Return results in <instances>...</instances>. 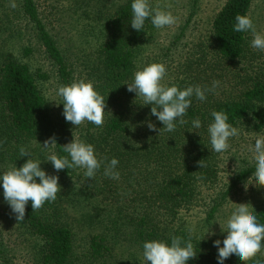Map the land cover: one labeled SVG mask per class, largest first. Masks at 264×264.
Instances as JSON below:
<instances>
[{"label":"trees","instance_id":"trees-1","mask_svg":"<svg viewBox=\"0 0 264 264\" xmlns=\"http://www.w3.org/2000/svg\"><path fill=\"white\" fill-rule=\"evenodd\" d=\"M18 1L16 8L24 31L32 41L25 47L23 57H32L39 51L54 69L59 86L70 84L75 80L74 71L58 35L48 24L55 7L51 6L49 12L42 9L40 0ZM114 1L117 5L112 12L104 13L97 8L94 23L89 25L98 37L97 87L105 99L106 113L104 125L93 132L88 130L84 140L95 145L98 157L105 162L118 158L120 179L105 177L103 167L95 179L84 177L81 170L56 171L62 179L57 199L36 211L29 201L25 220L21 222L11 212L16 231L35 241L39 264H115L108 260L109 253L114 249L116 236L125 231H130L131 237L130 233H124L122 238H132L137 244L152 239L170 243L172 236L191 237L197 256L189 264H217L213 240L194 237L183 219L199 202L203 188H216L220 179V161L217 153L210 151L206 131L212 119L211 111L223 110L229 116V123L237 128L253 133L264 130V52L249 46L250 33L233 31L236 15L250 16L254 0H226L212 23L207 49L178 63V71L172 74L175 78L167 85L210 86L204 78L211 71H217L214 76L223 79L224 84L221 83L216 94L209 93L205 102L193 97L186 117L189 123L161 134L159 129L163 124L150 115L151 106H141L139 100L135 103V94L122 85L131 82L133 72L139 68L137 48L153 26L149 21L144 31L131 28L132 0ZM77 4V10L84 7L80 1ZM85 13L92 14L89 5ZM219 70L223 71V77H218ZM49 79L50 74L43 68L33 71L14 53H0V156L5 161L19 164L25 160L19 148L35 151L32 141L50 130L58 143L53 151L66 155L62 146L74 139L76 126L65 120L61 105L58 122L52 129L49 104L39 84ZM196 117L203 123L199 130L191 128L190 122ZM149 120L156 130H149L146 123ZM202 160L203 167L199 163ZM254 170L248 168L232 178L228 189L218 194L220 198L210 209V217L233 187ZM0 192L6 211L10 212L2 188ZM256 213L258 221L264 223V205ZM4 231L2 227L0 262L14 264L1 239ZM84 231L85 249L78 251L80 232ZM225 264H237V261L229 258Z\"/></svg>","mask_w":264,"mask_h":264},{"label":"rangeland","instance_id":"rangeland-1","mask_svg":"<svg viewBox=\"0 0 264 264\" xmlns=\"http://www.w3.org/2000/svg\"><path fill=\"white\" fill-rule=\"evenodd\" d=\"M40 1V6L44 11L51 12V6L55 7L53 18L48 22L49 28L58 35L57 39L74 71L75 80H90L94 83L97 91L100 92L97 87L100 79L99 61L97 59L98 42L96 40L98 37H96L97 34L92 33L89 25L94 23L93 19L96 18L99 11L97 8L100 7L99 9L104 13L112 12L117 3L114 0H107V2L105 0ZM78 1L84 6L81 10H77L79 7ZM11 2L12 0H0V53H14L20 60L28 63L33 71L43 68L45 72L50 74L48 81H42L39 84L48 101L53 122L52 129H54L62 105L57 104L62 101L61 97L56 94L59 84L55 77V71L39 51H36L32 57H23L25 47L30 45L29 43H32V41L30 40L31 37L28 34L26 35V31H24L19 9L12 8ZM15 2L18 6L19 1L15 0ZM150 3L153 7L171 11L178 18V23L165 29H156L155 27L149 29L137 48L138 67L142 68L150 63H163L167 68L163 82L167 84L175 78L172 74L178 71L176 68L178 63H184L188 57L197 54L203 48L207 49L212 33V23L226 0H150ZM87 5H89L92 12L90 16L85 13ZM91 5L93 8L90 7ZM250 17L253 19L257 30L264 32V0H254ZM202 44L204 46L201 47ZM215 73L217 71H211L204 78V82L211 85L213 80H219L223 83V79H216ZM217 75L223 77V71L219 70ZM220 90L222 91L224 88ZM95 129V125L85 122L76 128L75 136L84 140L87 131L93 132ZM238 129L240 134L230 140V147L222 154H217L221 170L219 173L220 179L216 184L217 187L214 189L203 188V194L200 196L199 202L184 215L185 227L196 238L223 240L226 233H222L217 222L224 221L234 210L235 205L233 203L249 204L255 212L264 205V188L251 185L246 187L250 174L244 181L233 187L225 200L220 203L214 215L209 216L210 209L214 207L220 198L218 194L228 189L232 178L241 171L254 167L251 146L254 144L258 133L249 132L244 128ZM259 134H264V130ZM51 135H53V130H50V132L44 131L37 140L32 141L35 148V151L31 152L33 158L43 160L45 150H43L41 144L52 137ZM27 159L28 157L17 164L16 162L5 161L0 156V171H6L13 166L21 167ZM237 161H239L238 168ZM41 167L50 175H58L50 162H42ZM59 183L62 188L60 177ZM8 212L9 210L6 211L0 192V229L5 228L4 237H1V239L3 243L5 242V248L9 252L11 260L14 264H39L35 241L16 231L15 218L12 216L11 211ZM209 230L215 235L207 234ZM124 233L128 235L130 231ZM124 233L116 236L115 243L117 245L112 246L114 249L109 253L108 260L115 264H142V244H137L132 238L130 240L122 238ZM128 236L131 237V233ZM80 237L82 239L78 243L81 247L78 251L85 249L86 241L84 238H87L86 232H80Z\"/></svg>","mask_w":264,"mask_h":264},{"label":"clouds","instance_id":"clouds-1","mask_svg":"<svg viewBox=\"0 0 264 264\" xmlns=\"http://www.w3.org/2000/svg\"><path fill=\"white\" fill-rule=\"evenodd\" d=\"M11 7H17L15 0H12ZM149 21L156 29H165L176 25L178 18L171 11L153 7L150 0H132L131 28L144 31L146 22ZM233 31L250 33L252 38L249 46L264 52V32L257 30L249 15H236ZM166 73L167 68L163 63H150L137 68L133 72L131 82L122 84L127 85V90L135 94V103L139 100L142 102L139 105L151 106L150 115L155 116L163 124L159 129L160 134L174 132L178 125L188 124L186 117L192 106L193 97L205 102L208 94H216L221 85L219 80H213L210 86L197 84L180 88L176 84L167 85L163 82ZM56 94L62 100L57 103L63 105L62 115L76 128L85 122L96 127L104 125L106 102L92 81L73 80L70 84L60 85L56 89ZM210 115L212 119L206 129L210 151L222 154L230 147V140L239 136L240 130L229 123V116L223 110H212ZM146 123L149 130H156V125L150 120ZM190 123L192 129L199 130L203 127L199 117L192 119ZM196 132L201 136L199 131ZM56 144L58 143L55 136L41 144L45 150L43 160L33 158L32 153L21 146L19 154L21 157H28L26 162L21 167L13 166L6 171H0V188L3 189L4 200L20 222L25 220L29 201L32 209L36 211L46 203L55 201L57 194L61 192L59 176L48 174L41 167L44 161L50 162L57 172L64 169L81 170L84 177L91 179H95L97 172L103 167L105 177L112 180L120 179L118 158L112 157L105 162V159L98 157L94 144L78 139L74 135L71 142L62 146L66 155H59L53 151ZM251 149L255 170L246 187L251 185L264 188V134H257ZM199 163L203 167V160ZM233 204L234 210L224 221L217 222L222 233H226L223 240H213V246L217 248V264H225L229 258L235 259L237 264L249 262L264 264V223L258 221V215L251 205ZM207 234L215 235L210 230ZM196 256L191 237L185 239L181 236H172L170 243L161 239L145 240L142 243V264H189Z\"/></svg>","mask_w":264,"mask_h":264}]
</instances>
